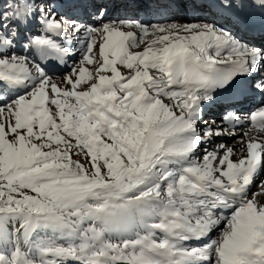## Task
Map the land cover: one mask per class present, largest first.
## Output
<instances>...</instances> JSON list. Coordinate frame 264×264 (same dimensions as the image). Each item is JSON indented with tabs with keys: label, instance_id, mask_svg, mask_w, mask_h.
Instances as JSON below:
<instances>
[{
	"label": "snow or ice",
	"instance_id": "obj_1",
	"mask_svg": "<svg viewBox=\"0 0 264 264\" xmlns=\"http://www.w3.org/2000/svg\"><path fill=\"white\" fill-rule=\"evenodd\" d=\"M207 8L264 19V0H0V264H264V138L209 147L264 134V47L177 18ZM221 100L231 132L204 119Z\"/></svg>",
	"mask_w": 264,
	"mask_h": 264
},
{
	"label": "bare ground",
	"instance_id": "obj_2",
	"mask_svg": "<svg viewBox=\"0 0 264 264\" xmlns=\"http://www.w3.org/2000/svg\"><path fill=\"white\" fill-rule=\"evenodd\" d=\"M67 10V9H66ZM80 11V13H78V14H76V15H78L80 18H81V20L82 21H84V22H89V17L84 13V11L83 10H79ZM201 13H203V11L201 12ZM196 14V15H190V16H187V15H185V14H180V16H178L177 18L178 19H184V21H193V20H195V19H197V18H200L201 20H203V19H206V20H208L209 22H212V23H216V21H213L210 17H204L205 15H203V14ZM123 14V11H121V12H119V11H115L114 13H113V18L114 17H116V16H121ZM254 16H256V15H254ZM91 21V20H90ZM183 23V22H182ZM219 23H222V22H219ZM223 24V23H222ZM80 58V54L79 53H77V56L76 57H74V59H76V60H78ZM68 69V65H67V67H65V66H60V68L59 69H57V71H64V70H67ZM53 72H55V71H53ZM55 75H59V74H55ZM210 108V107H209ZM208 108V109H209ZM213 108V107H212ZM208 109H206V112H205V115H204V118L206 117V114H209V111H208ZM210 115V114H209ZM215 118V121H218V122H216V124L215 125H213V127H216L217 125H219L220 127H222L223 129H225L227 132H231L233 129L231 128H229L228 127V125H227V123H224V124H221V120H218L216 117H214ZM206 120H208V119H206ZM211 120H214V119H211ZM212 121H209V123H211ZM236 132H237V135L235 136V137H231V136H227V135H225V136H223V137H215V138H218V139H221V140H227V141H229V139H231V138H233V139H239V135H240V133L242 132V130L241 129H236ZM262 135H264V134H262ZM264 138V137H263ZM215 141V140H214ZM214 144V143H213ZM239 145H240V147H243V145L241 144V142L238 144V147H239ZM211 146V145H210ZM242 151V148H238V151ZM241 151H240V153H241ZM236 152H234V154H235ZM236 157V156H235ZM233 158V157H232ZM260 179H264V176H261L260 177ZM255 187H253V189H254Z\"/></svg>",
	"mask_w": 264,
	"mask_h": 264
},
{
	"label": "rangeland",
	"instance_id": "obj_3",
	"mask_svg": "<svg viewBox=\"0 0 264 264\" xmlns=\"http://www.w3.org/2000/svg\"><path fill=\"white\" fill-rule=\"evenodd\" d=\"M121 11H123V10H119V12H121ZM180 20V22L182 23V22H189V21H184V19H179ZM191 22V21H190ZM146 39H148V38H146ZM90 68H92V67H94V66H89ZM65 74L66 73H63L62 75L61 74H59V75H55V74H52L51 76L53 77V79H54V81L60 86V87H65V83H64V76H65ZM68 87H71L70 85H68ZM213 112H215V111H213ZM205 120L206 119H208L207 121H212L211 119H214L215 120V118H214V116H211V115H209V114H206V117L204 118ZM216 122H218V121H216ZM261 134V133H260ZM261 136H262V134H261ZM264 136V135H263ZM213 140H215V143L214 144H211V146H209L210 148H216V147H218L220 144H226V146L227 147H230V148H233L234 149V152H236L234 155H233V159L235 160V159H237V158H239V156H240V151H238V148H243V147H240V145H239V147H238V144L240 143V139H233V138H231V139H229V141H227V140H221V139H218V138H215V137H213ZM72 151L73 152H76V151H78V149H76V148H73L72 149ZM236 156V157H235ZM73 159H80L81 160V162L82 163H87L86 162V160H84V158H83V156L81 155V156H73ZM259 189L258 188H254L253 189V191H258ZM257 199L258 200H260L261 202H264V195H260V196H258L257 197ZM222 227V226H221ZM218 235V232H215V233H213L212 234V236H213V238L215 239L216 238V236Z\"/></svg>",
	"mask_w": 264,
	"mask_h": 264
}]
</instances>
